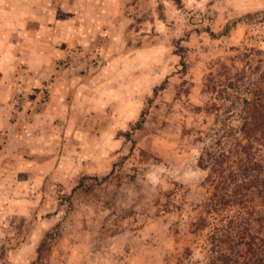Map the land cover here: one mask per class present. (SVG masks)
Masks as SVG:
<instances>
[{"label":"rangeland","instance_id":"rangeland-1","mask_svg":"<svg viewBox=\"0 0 264 264\" xmlns=\"http://www.w3.org/2000/svg\"><path fill=\"white\" fill-rule=\"evenodd\" d=\"M221 65L264 71V0H0V264H221Z\"/></svg>","mask_w":264,"mask_h":264},{"label":"trees","instance_id":"trees-1","mask_svg":"<svg viewBox=\"0 0 264 264\" xmlns=\"http://www.w3.org/2000/svg\"><path fill=\"white\" fill-rule=\"evenodd\" d=\"M221 67L203 88L215 121L199 157L209 195L192 224L203 230L217 219L210 242L221 264H264V71L251 79Z\"/></svg>","mask_w":264,"mask_h":264}]
</instances>
